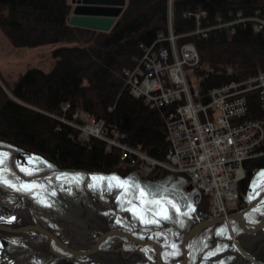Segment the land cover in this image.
I'll return each instance as SVG.
<instances>
[{
  "label": "trees",
  "instance_id": "16d2710c",
  "mask_svg": "<svg viewBox=\"0 0 264 264\" xmlns=\"http://www.w3.org/2000/svg\"><path fill=\"white\" fill-rule=\"evenodd\" d=\"M71 9L68 0H0V30L11 45L35 47L41 44H56L50 51L49 68L46 70L27 68L12 83L11 97L0 86V148L8 150L5 161L8 174H5V177L13 179L15 182L13 184L17 187L21 176L11 171L9 165L13 152L15 166L16 157L22 161L28 158L25 163L28 167L31 164L30 176L52 171V176L59 177V187L55 185L52 188L59 196V200H62L59 194L65 193L62 184L71 186L67 196L61 195L64 202L69 200L77 212L79 211L78 219V216L86 217L88 222L81 220L84 224L92 225L93 219L105 224L106 218L111 214L108 208H111L117 215L123 214L122 216H126L138 227L137 232L131 231V234L140 239L158 241L152 237L153 230L156 229L159 233L178 237L177 242L172 243L168 237L167 241L171 247L175 244L174 250L179 253L169 256H174V259L180 258L179 240L182 234L196 222L210 217L208 196L197 189L190 192L178 191L179 198L175 202L179 211L166 205L172 219L160 220L156 217L159 224L141 223L139 218L125 210L131 208L126 202L132 199L131 195L118 199L117 194L122 189L114 188L108 192L101 191L100 187L90 188L88 187L90 177L116 175L121 180L130 178L141 185L171 186L172 190L176 188L172 182L178 183L177 178L183 180L188 178L182 173L169 172L165 169H155L146 177H142L137 172L136 164L129 162L130 157L124 158L123 161L120 159L121 148L114 145L106 147L102 138H94L91 135L85 141L78 140V130L70 125V122L76 121L77 117H73L74 114L84 112L102 120L104 129L109 128L106 129L109 134L115 132L120 135L119 143L129 147L138 146L148 157L162 161L168 145L165 139L163 113L174 106L151 108L140 98L131 95L123 70L130 69L136 64L142 55L143 47L154 43L156 46L168 48L167 16L171 10V32L177 36L175 44L179 46L184 42H191L196 48L198 63L192 68L195 76L199 77L201 101L206 102L207 91L211 88L229 81H242L258 70H264V24L260 25L258 32L253 29L255 24L253 21L256 18L264 23V0H125L120 13L106 31L70 25L67 16ZM199 10L205 13L204 19L199 20L203 27L214 26L217 23L216 17L222 22H229L236 17V11L244 20L234 23L230 33H227L226 27L214 28L202 39L193 33L196 21L191 15H186ZM248 97L249 110L252 109L254 115L260 116L253 95ZM64 103L67 104V108L62 110ZM30 158L39 159H32L29 163ZM242 166L244 175L236 183L235 210H241L249 202L248 196L252 192L254 178L264 171V155L246 159ZM17 170L21 175L27 176L24 171L18 168ZM64 173H69L68 179L63 177ZM74 174L81 175L80 183H69L71 175ZM85 176L87 179L83 184ZM43 179L38 177L35 181ZM10 191L14 192L9 193L12 196L4 192L1 195L0 213L5 212L8 221L0 218V223L10 226H18L24 221L30 223L27 218L20 223L14 220L19 219L17 214L19 209L23 208L29 212L28 203L32 202L35 205L36 197L29 200L24 191H16L14 188H10ZM263 191L264 182H261L256 192ZM16 193L19 197L14 195ZM91 193H95L97 198ZM21 195L25 196L22 198ZM253 196L256 197L254 192ZM50 199L53 205L54 199L52 197ZM64 202L62 200L60 204L63 205ZM133 203L138 204V201L133 199ZM11 214L14 216L13 221L9 217ZM144 215L152 218L151 212ZM263 215L264 196L244 214V218L250 220L248 221L250 223H257ZM38 223H42V220L39 219ZM229 225L235 234H238L237 237H240L238 223L231 220ZM104 229L98 224L97 233L88 235L83 239L84 243H80V247L77 248L91 247L95 238L105 231ZM224 229V224H214L198 232L192 239L193 249L188 252L186 264H250L237 249L232 248V242L227 238ZM262 231L259 232L264 234V229ZM257 233L249 235L255 236ZM34 234L44 237L35 232ZM203 234L207 236L201 238ZM109 238L104 239L99 246L108 247L111 243ZM2 241L5 249L11 247L9 241L1 239ZM198 242H201L199 249ZM52 245L63 252L53 243ZM239 246L241 247V244ZM250 247L252 250L257 248L256 250L260 251L257 243ZM193 250L197 251L198 262L192 260ZM133 253L131 251V255ZM134 256L137 258L134 260L135 264H150L141 254L136 253ZM54 258L52 264H93L84 262L81 257L72 260ZM112 258L113 261L102 260L99 264L121 263L118 262L120 258L118 254Z\"/></svg>",
  "mask_w": 264,
  "mask_h": 264
},
{
  "label": "built area",
  "instance_id": "2783aa9c",
  "mask_svg": "<svg viewBox=\"0 0 264 264\" xmlns=\"http://www.w3.org/2000/svg\"><path fill=\"white\" fill-rule=\"evenodd\" d=\"M199 16L203 17L204 12L195 14L196 19ZM216 22L218 26L227 25L219 17ZM231 26L227 28L228 33L232 32ZM260 27L254 24L253 29L259 31ZM195 32L206 36L202 29ZM167 38L171 41L170 50L153 44L143 47L138 62L123 70L127 88L151 108L174 106L163 115L168 143L165 163L174 172L184 173L196 189L208 196L210 212L224 215L225 209L236 203V183L244 175L242 162L264 155V71L211 88L207 91V103H202L197 98L198 82L190 88L183 71L185 66H194L197 62L193 44L189 42L176 48L174 37L170 34ZM248 94L255 95L259 103L260 117L256 119L244 118ZM81 114L94 123L95 127L88 130L90 135H103L102 120ZM106 142V147L121 148V160L131 159V152L139 156L138 169L142 175H148L158 165L138 146Z\"/></svg>",
  "mask_w": 264,
  "mask_h": 264
},
{
  "label": "rangeland",
  "instance_id": "374dc122",
  "mask_svg": "<svg viewBox=\"0 0 264 264\" xmlns=\"http://www.w3.org/2000/svg\"><path fill=\"white\" fill-rule=\"evenodd\" d=\"M68 2L70 3V0H68ZM192 13H186V15H191ZM195 14H197V13L195 12ZM255 14H257V11H255ZM193 18L196 21L195 29L193 30V33H195V34L199 33L198 35L202 39L206 38L207 32L209 30H212L214 28H220V26H218L216 23L214 26H212V25H207L206 27L201 26L199 24V20H200V18H203L202 16L197 17V19L195 17H193ZM239 18L243 19L241 17H239ZM254 22L256 24H260V25L264 24L263 21L259 18H256L254 20ZM225 23H227L228 26H231V25L233 26V24H234L231 22H225ZM198 24L200 25V27ZM227 25H224L223 27L228 28ZM170 27H171V13H169V11H168V16H167L168 34H167V37H169L170 34L174 37L173 44H174V47H176V48L180 47L182 44L189 43V42H184V43L180 44L179 46L176 45L175 40H176L177 36L172 34ZM199 28L205 31V33H206L205 37L201 36L200 32H195L196 29L200 30ZM167 37H166V40L168 41V44H169L167 49L170 50L171 49V41L168 40ZM81 43H82V41L79 42V44H81ZM153 45H154V43H153ZM55 46H56V44L55 45L54 44H41V45H38L35 47H16V46L11 45L8 42V40L6 39V37L4 36L2 31L0 30V86L4 89V91L6 92V94L9 97H11L10 89H11L12 83L27 68L36 67V68H39L42 70H46L49 68V66L51 64L50 51ZM156 47H160V46L158 45ZM161 47H163V46H161ZM196 53H197V51H196ZM195 65H197V63L194 64V66ZM194 66H185V68H183L184 69L183 71L185 72L184 74H185V76H187V77H185L186 81H187V85L190 88H192V86H194L198 82V79H199V77L195 76V74L193 72L192 67H194ZM197 89H198L197 98L201 101V96L199 94V88L197 87L196 90ZM253 97L256 100L255 95ZM207 101L206 102L202 101V102L207 103ZM258 104L259 103L257 102V105ZM65 105H66V103H64L63 107H61L62 110H64V108H67V107H65ZM164 114L165 113H163V115ZM254 114H255V112L249 110V108H248L247 112L244 115L245 116L244 118H246V119L250 118ZM76 117H77L76 121H75L76 123L70 122V125H72L76 129L78 128L77 129L78 130V135H77L78 140L85 141L86 139H88V137L90 135L88 133V130H91L92 128L95 127L94 123L92 122V120H90V119L88 120V118H86L84 116V114H81V112H79L78 116H76ZM80 122H81V124H80ZM164 128H165V125H164ZM110 134H111V136H110ZM110 134L107 132L106 129H104L103 135L99 134L96 136V138H99L101 136V138L105 141L106 145H107L106 141H108L109 143L120 144L118 141L119 135L116 134L115 132H112V133L110 132ZM91 136H93V135H91ZM110 146H113V145H109L108 147H110ZM114 146H116V145H114ZM7 151H8L7 149L1 147L0 148V155L7 154L6 153ZM131 156H132V158H131V160H129V162L136 164L137 172L140 174V170L138 169V164H139V161L141 159H138L140 157L135 155L134 152H131ZM14 157H15V155L13 153V156H12L11 161H10L11 169L18 176H21V177H19V183L17 182V187H19L21 182L36 184L37 187H34L30 192H26V194L28 195V197H26L27 199L30 200V199H33V197H36V198H35V205L32 202L28 203L29 212L23 208H21L17 211L19 219L14 220L13 214H11L9 216L11 218V221L14 220V222L20 223V222L24 221V219L27 218L31 221L30 223L24 221L22 224H20L18 226H10V225H7V226L19 227V226L26 225V224H32L34 222L35 223L37 222V224H39L38 222L40 219V220H42L41 225L39 224L40 226H42V227L44 226L43 228H46L48 231L55 234L65 245H67L66 243H69L68 247L73 248V249H81V248H77V247H80L79 246L80 243H84L83 239H85L88 235H94L97 233V225L98 224L101 228H105L104 229L105 231L108 230V228L113 229V227H118L119 229L114 228L113 230H119V231L127 232L130 234H131V231H132V233L137 232L136 230L138 227L132 221H130V219L128 220V218L126 216H122L123 214L117 215L113 211V209L108 208V207L107 208L111 214H109L108 218H106L105 224H102L101 222L98 223V220H95V219H93L94 222L92 223V225H90V223L84 224V222L87 221L85 219L86 217L85 216H78L79 217V219H78L77 215H79V211L77 212V210L74 208V204L72 202H70L68 199H67L68 201L64 202L62 195L67 196V194L69 192V188L71 186H69L68 184H62L63 188L65 190V193H61L62 195L59 193L58 194L61 196V198L65 204H63V205L60 204V203H62V200H59V196L56 194V192H55V195H51V192L54 191V189H52L53 186L56 185V187H59L60 182H59L58 177L52 176L51 175L52 171L43 172V173H40V175L38 174L35 176L34 175L30 176L28 174H27V176L21 175V173L17 170V168L21 169V167H23V168L31 171V164L28 167V165L25 163V161H28L27 158H25L24 162H23L21 159L16 157V166H17V168H16L15 164L13 163ZM155 161L157 162L158 165H155L154 169L152 171H154L155 169H165L169 172H174L172 169H169L167 167V165L165 163V157L162 161H159L156 159H155ZM5 166H6V163H5V165H0V175L5 176V174L6 175L8 174L7 173L8 171L7 172L2 171V169ZM174 173H180V172H174ZM182 174H184V173H182ZM140 175L142 177L147 176V175H142V174H140ZM38 177L44 178L43 179L44 181L43 180L35 181L34 179H36ZM84 179H83V184L86 181ZM8 180L15 184L13 179H8ZM177 180H178V183L172 182V183H174V186L176 187L173 190H172L173 187L167 186V181L165 184V186H167L165 188L169 189V193H168L167 198L172 199L175 204H176L175 201H177L179 198V196H178L179 192L178 191H181V190L184 191L185 190V191L190 192V190H196V188L190 183L189 179L183 180V178H181V179L177 178ZM91 183H93L92 180H91L90 184ZM39 185H43V188L39 187ZM0 189L2 191L1 195L3 194V192L8 194V195H10L9 193H14L13 191H10V188L5 186V185H2V187H0ZM6 189H8V190H6ZM101 191H103V190L101 189ZM91 194H93V196L95 198H97V195L95 193H91ZM14 195L19 197V195H17V193ZM10 196H12V195H10ZM23 196H25V195H21L22 198H23ZM41 197H43V199L46 201V203L50 204L51 206L49 207V206H45V204L38 203V200ZM50 197H52L54 199L53 205L51 203ZM11 201H12V198L9 199L10 203H11ZM210 204L208 206V209L211 206ZM236 204H237V200L233 206L225 209L224 215L222 214V215L218 216V215L214 214V212H212V211L210 212V210H208L209 215H210V217L208 219L218 218V217H222V216L225 217L227 214L234 212V211H232V209L235 210V208L237 207ZM235 211H238V210H235ZM0 218L3 219L4 221H6V219H7V221H8V216L5 212L0 213ZM81 220H83L84 222H82ZM230 221L231 220L225 219L222 222L213 223L210 225L224 224V226H225L224 232L227 233V235H228L227 238L230 240V242H232V246H233L232 248L237 249L240 252L241 256H243L244 260L248 261L250 264H264V263L259 262L256 258V256L260 255V251L256 250L257 248H254L253 250L251 247H247L246 249H243L245 247L241 243L242 237L241 236L237 237L238 234H235V232L232 230V228L229 225ZM252 224H254V223H252ZM4 225H6V224H4ZM210 225H208V226H210ZM164 229H165V227H164ZM85 233H87V234L85 235ZM240 233H241V231H240ZM206 234L201 235V238H203L204 236H207ZM257 235H258V233H257ZM257 235H255L253 237L257 238L258 241L256 243L260 249L264 246V236H262V235L257 236ZM152 237H154V239L158 240V241H155V240L154 241L162 248L163 259L166 260L169 264H177V262L179 261L180 258L175 257V259H174V256H169L175 250L171 247L170 242L167 241V237L172 243L177 242L179 238L176 237L175 235H171V237H170L167 234L159 233L158 229L153 230ZM1 239H5V240L9 241V245H11V247H7V249H5L6 247L3 245V241L1 242ZM151 240H153V239H151ZM239 240H240V242H239ZM109 242H111V243L109 244V246L107 245L108 247L105 246V247L101 248L99 246L101 249H103L102 251H97V252H95L89 256H86V258L81 257V259L86 263L99 264V262H101L102 260L113 261L112 256L115 257V255L118 254L120 256V258L118 260V262L121 261L120 264H135V261L137 260V258H136V256H134V254L136 255V253H138V254H141L142 256H144V259L149 261L150 264H153V262H154V253L150 248H146V247L140 248L142 246L127 242V240L125 238H122L119 236H110ZM238 242L241 244L242 248L239 246L240 244ZM179 243H180V240H179ZM198 243H199V245H197V248L199 249L201 242H198ZM191 246H192V243H190V245H189V250L193 249V247H191ZM50 247L56 252L63 253V252H60L59 250H57L52 245V243H51ZM147 249L151 250V251H149V252L145 251ZM194 250H196L195 247H194ZM194 250L192 253L193 254L192 260L197 261L199 259V256L196 255L197 251H194ZM251 250H252V252H251ZM131 251L134 252L132 255H131ZM139 252H141V253H139ZM179 252H180V250H179ZM148 255H153V257L150 258ZM248 255H250L251 259H248V258L246 259V257ZM54 257H57V256H55L49 250V246L47 244V239L45 237L41 238L40 236L34 234L31 231H25V232H21V233H10V232H5V231L0 230V264H52V262L55 259ZM77 257H80V256H76L74 258H77ZM147 257H149L150 259ZM74 258H72V259H74Z\"/></svg>",
  "mask_w": 264,
  "mask_h": 264
},
{
  "label": "water",
  "instance_id": "95a60500",
  "mask_svg": "<svg viewBox=\"0 0 264 264\" xmlns=\"http://www.w3.org/2000/svg\"><path fill=\"white\" fill-rule=\"evenodd\" d=\"M72 9L70 14L67 16V21L70 25L90 28L99 31H106L115 21V18L120 13L122 7L125 4V0H70ZM264 196V191L260 193L259 196H256L254 199L249 201L244 208L238 211L231 212L225 217L210 218L198 221L193 226H191L185 233L182 234L179 243L180 250V259L177 264H186L188 258V249L193 237L203 228L207 227L213 223H219L226 220H235L240 230L243 233H254L264 227V215L257 223H250L244 218V214L253 207L262 197ZM1 200V193H0ZM0 230L10 233H21L25 231H34L47 239V244L49 250L57 257L72 260L76 256H86L91 255L97 251H102L99 247L100 243L110 237V236H119L125 238L127 242L150 248L154 253V262L153 264H169L162 257L161 247L151 239H139L130 233L113 230L108 228V230L99 234L91 247L87 249H73L66 246L55 234L43 228L37 223L26 224L19 227H10L0 223ZM53 243L64 253H59L54 251L50 245ZM141 253V252H139ZM251 259L250 255L246 259ZM257 260L261 263H264V259L261 255L257 256Z\"/></svg>",
  "mask_w": 264,
  "mask_h": 264
},
{
  "label": "snow or ice",
  "instance_id": "6c2138e0",
  "mask_svg": "<svg viewBox=\"0 0 264 264\" xmlns=\"http://www.w3.org/2000/svg\"><path fill=\"white\" fill-rule=\"evenodd\" d=\"M7 158V154L0 155V165H5V160ZM32 159L38 160L39 158H30L29 163H31ZM41 163H44L41 161ZM51 167V166H49ZM21 171L26 172L28 175H32L30 170H27L23 167L20 169ZM2 171L7 172L8 168L5 166ZM65 179L69 178V174H62ZM59 178V177H58ZM90 179L93 183L89 184L88 187L96 189L98 187L102 188L103 191L111 192L114 188L122 189L121 192L117 194V198L119 199L121 196L131 195L132 199H128L126 202L131 205V208L125 209L132 213L133 216L140 219L141 223L148 224H159V220L156 217H159L160 220H170L172 217L168 214V208L166 205L171 206V208L179 211L176 204L172 199H168L169 189L162 186H151V185H141L139 182H133L130 178L121 180V178L116 175L111 176H92ZM82 181V177L80 174L71 175L69 179V183H80ZM264 182V171L259 173L256 178H254L252 192L249 193L248 199L251 202L254 199L253 192L256 196H259L260 193L256 192V188L260 186V183ZM0 185H5L9 188H14L16 191H24L30 192L34 187H37L34 183H24L21 182L19 187H16L11 181H9L5 176L0 175ZM39 187L43 188V185H39ZM70 191V189H69ZM51 195H55V191L51 192ZM103 198V196H102ZM133 199L138 201L137 203H133ZM38 203L45 204V206H51L47 204L46 201L41 197L38 200ZM143 205H149L150 207H143ZM191 210V209H190ZM146 212H151L152 218H148L144 215ZM187 215V213H184ZM173 249L176 248V245H172ZM179 253L174 251L171 255H178Z\"/></svg>",
  "mask_w": 264,
  "mask_h": 264
},
{
  "label": "bare ground",
  "instance_id": "6f19581e",
  "mask_svg": "<svg viewBox=\"0 0 264 264\" xmlns=\"http://www.w3.org/2000/svg\"><path fill=\"white\" fill-rule=\"evenodd\" d=\"M171 7V6H170ZM259 11V10H258ZM170 12H171V10H170ZM199 12V11H198ZM198 12H196V13H198ZM262 13H263V11H262ZM244 14V13H243ZM235 15H236V17L235 18H233L231 21H229V22H232V23H236V22H242L244 19H240L239 17H240V13L238 12V11H236V13H235ZM191 16H193V17H195V12H193L192 14H191ZM204 16H205V13H204ZM203 16V17H204ZM207 16V15H206ZM231 17V16H230ZM261 17V16H260ZM204 19V18H203ZM216 19V18H215ZM251 22V21H250ZM254 22V21H253ZM252 22V23H253ZM199 23H200V21H199ZM251 23V24H252ZM260 23V22H259ZM250 24V25H251ZM256 24V23H255ZM199 25V24H198ZM254 26V25H253ZM223 26H220V28H222ZM263 27V26H262ZM200 29V28H199ZM204 31V30H203ZM204 33H205V31H204ZM228 33V32H227ZM199 34V33H198ZM195 47V46H194ZM196 49V48H195ZM198 55V54H197ZM138 62V61H137ZM136 62V63H137ZM196 63H198V58H197V62ZM185 68V67H184ZM184 70V69H183ZM261 71H264V70H258L256 73H254V74H257L258 72H261ZM185 73V72H184ZM254 74H252V75H250L251 77H253V76H255ZM185 77H187V76H185ZM249 77V76H248ZM248 77H246V78H248ZM262 81H264V78L262 79ZM200 88V87H199ZM13 89V88H12ZM12 92V91H11ZM252 96V95H251ZM249 98V97H248ZM256 98V97H255ZM251 99V98H250ZM257 100V99H256ZM255 100V101H256ZM248 101V100H247ZM250 101V100H249ZM252 101V100H251ZM202 102V101H201ZM203 103V102H202ZM256 103H257V101H256ZM250 104V103H249ZM69 106V105H68ZM166 106H173L172 104H168V105H166ZM166 106H159L158 108H161V107H166ZM250 106H251V104H250ZM173 109V108H172ZM171 109V110H172ZM252 110V109H251ZM167 111H170V110H167ZM255 111H256V109H255ZM257 112V111H256ZM258 114V113H257ZM258 117H260V116H258ZM252 118L253 119H256L257 118V116L256 115H252ZM86 119V118H85ZM78 120V119H77ZM89 120V119H88ZM75 121V120H74ZM80 124H81V122H80ZM83 124V123H82ZM107 126V125H106ZM78 129V128H77ZM107 129V128H106ZM109 129V128H108ZM107 129V130H108ZM112 133V132H111ZM114 134V133H113ZM110 136H111V134H110ZM115 136V135H114ZM95 138V137H94ZM124 139H126L125 138V136H124ZM125 142V141H124ZM131 147V146H130ZM119 149V148H118ZM142 150V149H141ZM6 151V150H5ZM144 152V151H143ZM8 153V152H7ZM11 153V152H10ZM23 155V154H22ZM27 155V154H26ZM10 157V156H9ZM28 157V156H27ZM23 158H24V156H23ZM22 158V159H23ZM28 159V158H27ZM255 159V158H254ZM8 160V159H7ZM129 160V159H128ZM6 161V160H5ZM123 161V160H122ZM23 162H24V160H23ZM138 163V162H137ZM7 165H8V163H7ZM10 165V164H9ZM37 167V166H36ZM11 171H12V169H11ZM16 174V173H15ZM39 174V173H38ZM65 174V173H64ZM67 174H69V173H67ZM50 175V174H49ZM70 176V175H69ZM37 179V178H36ZM84 179V178H83ZM87 179V176H85V179L84 180H86ZM35 180V179H34ZM198 190V189H197ZM1 193V192H0ZM16 199V198H15ZM8 203V202H7ZM10 203V202H9ZM13 203H14V201H13ZM238 204H239V202H238ZM1 205V204H0ZM5 205V204H4ZM9 205V204H8ZM13 205V204H12ZM22 205V204H21ZM18 206H19V204H18ZM5 207V206H4ZM7 207V206H6ZM20 207V206H19ZM26 207V206H25ZM235 208V207H234ZM9 210V209H8ZM4 211V210H3ZM246 219V218H245ZM248 221H250V220H248ZM37 223V222H36ZM41 224V223H40ZM46 229V228H45ZM262 229H264V227L263 228H261L259 231H262ZM259 231H256V232H254V233H257L258 232V235L257 236H260V235H262V236H264V234H262V233H260ZM32 232H34V231H32ZM263 232V231H262ZM36 233V232H35ZM241 233L242 234H247L248 235V237H251L249 234H254V233H243L242 231H241ZM38 234V233H37ZM241 234V235H242ZM40 235V234H39ZM42 236V235H41ZM254 238V240H252L251 241V244L252 245H255V243H256V241H258L257 240V238H255V237H253ZM57 247V246H56ZM262 247V246H261ZM58 248V247H57ZM245 248H247L246 247V245H245ZM61 250V249H60ZM247 251V250H246ZM253 254V253H252ZM260 255L262 256V258H263V256H264V246L262 247V248H260ZM86 256H89V255H86ZM86 256H80V257H86ZM256 258H257V256H256ZM264 259V258H263ZM247 263V262H246Z\"/></svg>",
  "mask_w": 264,
  "mask_h": 264
},
{
  "label": "flooded vegetation",
  "instance_id": "af4514ba",
  "mask_svg": "<svg viewBox=\"0 0 264 264\" xmlns=\"http://www.w3.org/2000/svg\"><path fill=\"white\" fill-rule=\"evenodd\" d=\"M14 153V152H13ZM0 192H2L1 191V189H0ZM0 204H1V200H0ZM2 224V223H1ZM34 233V232H33ZM240 234H242V233H240ZM241 240H242V244L244 245V247H245V245H246V247H250V246H252V244H251V241L252 240H254V238H252V237H248V235L247 234H242L241 235ZM58 238V237H57ZM67 246V245H66ZM59 249V248H58Z\"/></svg>",
  "mask_w": 264,
  "mask_h": 264
}]
</instances>
